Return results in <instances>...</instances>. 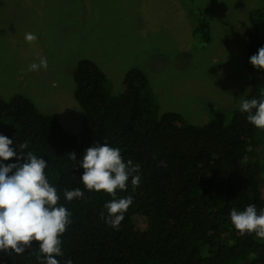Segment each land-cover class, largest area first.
I'll list each match as a JSON object with an SVG mask.
<instances>
[{
  "label": "trees",
  "instance_id": "16d2710c",
  "mask_svg": "<svg viewBox=\"0 0 264 264\" xmlns=\"http://www.w3.org/2000/svg\"><path fill=\"white\" fill-rule=\"evenodd\" d=\"M187 1L194 35L210 43L207 18L194 0ZM248 15L244 99L250 100L264 94V71L250 63L264 47V0ZM73 80L83 112L82 128L74 134L30 98L0 95V134L13 140L17 155L27 144L25 155L31 152L48 162L45 174L58 190V206L71 213L61 237L64 254L56 257L60 264L69 258L73 264H264V239L241 235L230 219L233 208L264 210V131L249 123L240 107L228 120L207 102L212 119L193 125L178 112H160L150 80L138 67L126 72L117 95L89 58L78 60ZM97 142L120 148L125 162L131 159L141 168L139 186L133 188L129 178L127 191L117 194L134 200L118 230L106 223L104 205L112 196L89 192L81 182L80 162ZM75 188L84 197L67 201L64 191ZM38 256L34 242L22 254L0 251V264H40Z\"/></svg>",
  "mask_w": 264,
  "mask_h": 264
},
{
  "label": "rangeland",
  "instance_id": "374dc122",
  "mask_svg": "<svg viewBox=\"0 0 264 264\" xmlns=\"http://www.w3.org/2000/svg\"><path fill=\"white\" fill-rule=\"evenodd\" d=\"M194 4L210 24V43L194 35L187 0H0V95H24L77 133L83 112L74 97L73 70L89 58L115 95L126 72L138 67L160 112H178L201 126L212 119L206 106L211 102L230 120L246 94L248 14L262 0ZM28 32L37 36L32 44L25 40ZM40 57L47 70L28 71Z\"/></svg>",
  "mask_w": 264,
  "mask_h": 264
},
{
  "label": "clouds",
  "instance_id": "9594fccd",
  "mask_svg": "<svg viewBox=\"0 0 264 264\" xmlns=\"http://www.w3.org/2000/svg\"><path fill=\"white\" fill-rule=\"evenodd\" d=\"M25 40L32 44L37 36L28 32ZM250 63L257 70L264 71V47L250 57ZM41 68H48L44 57L39 58V63H31L27 70L39 71ZM240 111L247 114L249 123L264 131V94L260 99H242ZM12 145V139L0 134V161L14 158L18 161L0 163V251L22 254L38 242L40 264H60L56 257L64 254L61 237L71 223V213L66 207L58 206V190L45 174L48 162L31 152L25 155L23 150L27 144L19 146V155ZM72 156L76 158L75 154ZM244 161H247V156ZM80 166L84 169L81 182L87 191L112 196L111 201L104 205L108 214L106 223L118 230L134 200L132 195L118 197L117 194L127 191L129 178L133 188L139 186L140 166L131 159L125 162L120 148L106 142H97L86 149ZM64 196L72 202L83 198L84 191L80 188L66 189ZM101 218H105L104 213H101ZM230 219L241 235L255 234L264 239V210L258 213L255 205H248L243 211L233 208ZM64 264H73V261L69 258Z\"/></svg>",
  "mask_w": 264,
  "mask_h": 264
}]
</instances>
